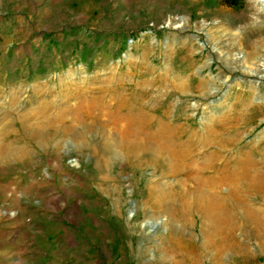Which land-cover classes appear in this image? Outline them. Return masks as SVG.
<instances>
[{"label":"rangeland","instance_id":"rangeland-1","mask_svg":"<svg viewBox=\"0 0 264 264\" xmlns=\"http://www.w3.org/2000/svg\"><path fill=\"white\" fill-rule=\"evenodd\" d=\"M263 5L0 0V264H264V194L212 234L167 172L192 141L264 177Z\"/></svg>","mask_w":264,"mask_h":264},{"label":"bare ground","instance_id":"bare-ground-1","mask_svg":"<svg viewBox=\"0 0 264 264\" xmlns=\"http://www.w3.org/2000/svg\"><path fill=\"white\" fill-rule=\"evenodd\" d=\"M123 110V105H120L119 112L121 113ZM122 121H124L125 124L121 125L120 135L126 137L131 133L129 123L132 122V119L128 118ZM191 142L192 141L177 143V147L175 145V147L171 148L173 150L171 152L172 155L167 172L172 174L174 179L179 177L180 179L177 181L181 186H189L187 190L184 186L183 206L185 209L189 211L194 208L198 213L205 216L209 220L208 230L212 232V234H219L228 226L227 200L228 198L231 200V196H233V192H230L231 195L229 193V196L227 195L228 197L223 198L222 195H219L220 190L223 191V187L232 186L234 183V185L237 186L236 183L246 182L248 185L247 187H249V190L253 192L254 195L262 196L264 194V177H257L256 175L255 177L250 174L251 170L249 171V167L253 160L250 161L249 159L243 158L244 156L240 158L237 157L236 160H232L233 162L229 160L223 163L219 161L221 162L219 164L202 162V164L199 165V161H195L192 157L193 146H191ZM135 147L134 145H129L126 147V150H132ZM211 156L212 154L210 157ZM248 158L250 157L248 156ZM213 162H215V160ZM235 193L236 191L233 194ZM191 194L193 196H191ZM234 196H236V194ZM241 197L236 196V198H234L239 202L242 199ZM252 217L258 228L261 225L264 226V216H261L259 213H254Z\"/></svg>","mask_w":264,"mask_h":264},{"label":"trees","instance_id":"trees-1","mask_svg":"<svg viewBox=\"0 0 264 264\" xmlns=\"http://www.w3.org/2000/svg\"><path fill=\"white\" fill-rule=\"evenodd\" d=\"M225 5L233 8H242L244 6V0H223Z\"/></svg>","mask_w":264,"mask_h":264}]
</instances>
